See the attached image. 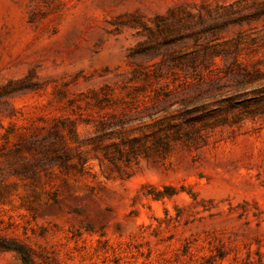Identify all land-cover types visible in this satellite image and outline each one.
<instances>
[{"label":"rangeland","instance_id":"obj_1","mask_svg":"<svg viewBox=\"0 0 264 264\" xmlns=\"http://www.w3.org/2000/svg\"><path fill=\"white\" fill-rule=\"evenodd\" d=\"M158 90L230 120L112 163L156 126L100 122ZM0 239L33 264H264V0H0Z\"/></svg>","mask_w":264,"mask_h":264},{"label":"trees","instance_id":"obj_2","mask_svg":"<svg viewBox=\"0 0 264 264\" xmlns=\"http://www.w3.org/2000/svg\"><path fill=\"white\" fill-rule=\"evenodd\" d=\"M249 73L243 76V82H250L248 77ZM138 90H144L139 88ZM172 93L170 91L158 90L153 96L146 95L145 99L140 102L137 99V95L131 96V101L127 102V108L129 110L136 109V113L128 115L126 118H116L106 122L102 120L98 131L105 136H113L116 128H125L127 125L138 122L143 123L141 127H149L151 123L148 120H153V125L156 129L147 131L142 134L141 137L133 136L125 141L122 138V144L126 147L117 148V154L114 156H107L108 159L115 163L117 160L125 161L130 164L132 161H137L138 157H149L152 152L159 155L161 158H166L171 152L175 142H182L187 146H198V144H206L204 134L201 133V129L194 125L195 121L202 122V129L210 128L215 125L226 124L230 120L227 116L218 115L219 111L224 108L220 107L219 110H207L204 106L197 105L190 101H184V109L178 113L171 111V108L175 104ZM104 101H109V97L106 95L103 97ZM236 98L234 96L225 97L226 107L228 111H232L235 108ZM142 105V107H141ZM262 109H248V115L260 112ZM203 115L195 117V119H187V115L191 112H203ZM232 120H240V117L234 115ZM177 120H184L189 128L183 129V123H177ZM151 142V144H147ZM179 190L174 185H165L163 188L157 187H145L144 194L152 197L155 200H163L165 198H171L177 194ZM0 247L4 249H11L18 252L24 262V264H33L34 259L32 250L24 243L18 241H10L8 239H0Z\"/></svg>","mask_w":264,"mask_h":264}]
</instances>
